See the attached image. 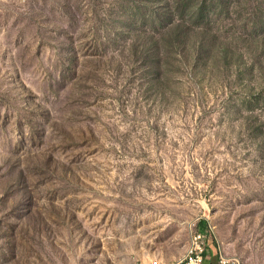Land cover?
<instances>
[{
	"label": "rangeland",
	"instance_id": "1",
	"mask_svg": "<svg viewBox=\"0 0 264 264\" xmlns=\"http://www.w3.org/2000/svg\"><path fill=\"white\" fill-rule=\"evenodd\" d=\"M195 231L264 264V0H0V264Z\"/></svg>",
	"mask_w": 264,
	"mask_h": 264
},
{
	"label": "built area",
	"instance_id": "2",
	"mask_svg": "<svg viewBox=\"0 0 264 264\" xmlns=\"http://www.w3.org/2000/svg\"><path fill=\"white\" fill-rule=\"evenodd\" d=\"M207 240L206 235L201 231H195L189 240L187 245L186 255H181L175 261L168 264H204L205 254L207 250ZM135 264H155L150 261L138 260ZM217 264H237L223 256H219Z\"/></svg>",
	"mask_w": 264,
	"mask_h": 264
},
{
	"label": "crops",
	"instance_id": "3",
	"mask_svg": "<svg viewBox=\"0 0 264 264\" xmlns=\"http://www.w3.org/2000/svg\"><path fill=\"white\" fill-rule=\"evenodd\" d=\"M219 256H222L209 243L205 254L204 264H217Z\"/></svg>",
	"mask_w": 264,
	"mask_h": 264
},
{
	"label": "bare ground",
	"instance_id": "4",
	"mask_svg": "<svg viewBox=\"0 0 264 264\" xmlns=\"http://www.w3.org/2000/svg\"><path fill=\"white\" fill-rule=\"evenodd\" d=\"M186 252H187V250H186ZM184 255H186V253Z\"/></svg>",
	"mask_w": 264,
	"mask_h": 264
}]
</instances>
